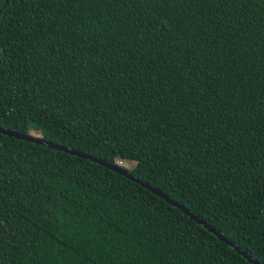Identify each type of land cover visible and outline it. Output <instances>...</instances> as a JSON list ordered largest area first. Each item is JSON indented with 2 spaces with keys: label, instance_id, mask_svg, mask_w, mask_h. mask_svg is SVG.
I'll return each instance as SVG.
<instances>
[{
  "label": "trees",
  "instance_id": "16d2710c",
  "mask_svg": "<svg viewBox=\"0 0 264 264\" xmlns=\"http://www.w3.org/2000/svg\"><path fill=\"white\" fill-rule=\"evenodd\" d=\"M4 3L0 126L164 197L0 133V264H264V0Z\"/></svg>",
  "mask_w": 264,
  "mask_h": 264
},
{
  "label": "water",
  "instance_id": "95a60500",
  "mask_svg": "<svg viewBox=\"0 0 264 264\" xmlns=\"http://www.w3.org/2000/svg\"><path fill=\"white\" fill-rule=\"evenodd\" d=\"M6 2H7V0H5L3 7L5 6ZM0 133L8 135V136H13V137H16L18 139H22V140H26V141H30V142H35V143H38V144H41L44 146H48V147H51L54 149H59L61 151L79 156L81 158L88 159V160L93 161V162H96V163L103 165V166L107 167L108 169H110L114 172H117V173L125 176L126 178L138 183L139 185L148 189L149 191H151V192H153L159 196L164 197V193H162L158 188L154 187L152 184L148 183L147 181L142 179L140 176H138V175L134 174L133 172L125 169L121 165H118V164H115L112 162H108L104 159L95 157L93 155L87 154V153L79 151V150H75V149L65 147L63 145H60V144H57V143H54L51 141L44 140L43 138H41L38 135H30V134L14 131V130H11L8 128H4L1 126H0ZM170 202L172 204H174L177 208H179L185 215H187L188 217L193 219L199 225L203 226L211 234L216 236L219 240H221L222 242L226 243L229 247L234 249L238 254L242 255L247 261H249L252 264H260L252 256H250L247 252L243 251L238 245L233 244L225 235H223L221 232L216 230L213 226L208 224L206 221H204L198 215H196L195 213H193L192 211H190L189 209H187L182 204H179L176 201L171 200Z\"/></svg>",
  "mask_w": 264,
  "mask_h": 264
},
{
  "label": "rangeland",
  "instance_id": "374dc122",
  "mask_svg": "<svg viewBox=\"0 0 264 264\" xmlns=\"http://www.w3.org/2000/svg\"><path fill=\"white\" fill-rule=\"evenodd\" d=\"M121 164L126 165V166H130L132 162L130 160L124 159L123 161H120ZM137 172L142 175L144 173V169L142 167H140V169L137 170Z\"/></svg>",
  "mask_w": 264,
  "mask_h": 264
}]
</instances>
